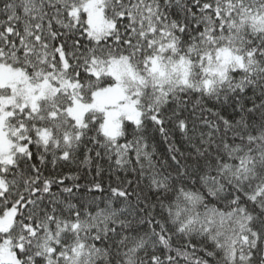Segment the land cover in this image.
<instances>
[{"label": "snow or ice", "instance_id": "1", "mask_svg": "<svg viewBox=\"0 0 264 264\" xmlns=\"http://www.w3.org/2000/svg\"><path fill=\"white\" fill-rule=\"evenodd\" d=\"M0 264H264V0H0Z\"/></svg>", "mask_w": 264, "mask_h": 264}]
</instances>
